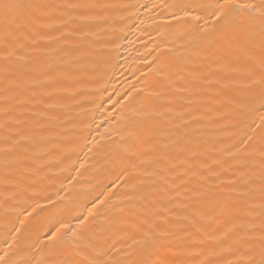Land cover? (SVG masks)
<instances>
[{
  "label": "bare ground",
  "instance_id": "6f19581e",
  "mask_svg": "<svg viewBox=\"0 0 264 264\" xmlns=\"http://www.w3.org/2000/svg\"><path fill=\"white\" fill-rule=\"evenodd\" d=\"M13 2L0 12V264L66 258L69 238L53 246L33 212L48 200L85 229L77 260L128 264L151 225L162 264L259 261V29L184 17L217 0Z\"/></svg>",
  "mask_w": 264,
  "mask_h": 264
},
{
  "label": "snow or ice",
  "instance_id": "6c2138e0",
  "mask_svg": "<svg viewBox=\"0 0 264 264\" xmlns=\"http://www.w3.org/2000/svg\"><path fill=\"white\" fill-rule=\"evenodd\" d=\"M18 5L13 0H0V12L4 15H9L17 8ZM197 7H210L211 11L207 17L194 14L189 6H184V17L191 18L195 21L202 19L213 18L216 24L215 31L223 32L232 27H246L250 30L259 29V34L264 38V0H217L213 5H197ZM175 17V14H173ZM258 111L264 112V102L259 105ZM260 124L252 129L253 132L261 130V140L264 141V114L260 116ZM251 140V137L248 138ZM248 141H245L247 143ZM102 204L103 201H100ZM37 215L47 214L48 228L46 232L47 239L51 241L53 246H56L60 240L65 237L69 238L72 245V250L66 253V258L60 261L45 260L43 264H97L94 260H77L75 255H79L83 246L90 243L89 238L85 235V229H75L69 223L63 222L60 217L65 214V209L57 202L48 200L45 204H37L33 209ZM32 213H29L31 215ZM92 213H90L91 215ZM85 223L87 218H85ZM96 221H93L91 227H96ZM261 239V258L259 261L249 256L244 264H264V231H262ZM158 241V236L155 228L151 225L140 233V238L134 240L138 258L131 260L128 264H162L161 261L153 258L152 249ZM3 260V257H0Z\"/></svg>",
  "mask_w": 264,
  "mask_h": 264
}]
</instances>
